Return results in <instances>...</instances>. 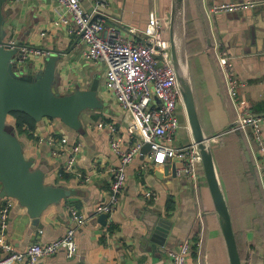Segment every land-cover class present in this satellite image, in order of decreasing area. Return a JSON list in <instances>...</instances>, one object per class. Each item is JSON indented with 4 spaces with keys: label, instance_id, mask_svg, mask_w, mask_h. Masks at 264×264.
<instances>
[{
    "label": "crops",
    "instance_id": "0c3cea01",
    "mask_svg": "<svg viewBox=\"0 0 264 264\" xmlns=\"http://www.w3.org/2000/svg\"><path fill=\"white\" fill-rule=\"evenodd\" d=\"M243 0H185L184 25L186 29V55L189 74L194 88L197 111L205 137L213 140V154L217 175L231 212L236 238L244 241L248 250L246 264H264V179L255 166L251 169L247 151L249 142L244 134L229 132L237 119V109L230 97L225 77L219 65L215 45L220 42L235 56L236 73L242 86L239 101L253 112L264 110V6L248 11L210 14L215 4ZM107 27L117 26L123 35L136 39L152 11L163 22V35L170 39L171 0H108ZM91 8L89 0H82ZM8 27L10 39H22L29 46L49 49L72 47V53L61 65V84L57 91L69 93L78 86L99 79V91L105 102L103 110H85L81 114L84 132L69 128L59 118H44L26 133L19 134L25 143V153L39 163L46 162L51 171L47 182L61 184L75 191V195L60 204L51 205L42 215V226H36L27 208L16 204L11 211L9 239L19 250L32 243H47L62 237L72 224L71 208L90 216L86 225L79 228L78 254L68 258L64 252L44 258L41 264H173L168 252L184 239H201L202 245L193 249L187 264H230L226 241L219 216L208 187L205 172L197 187L187 176H173L180 165L169 158L157 165L147 154H139L127 166V183L115 211L107 215L104 224L95 213L96 206L110 196L112 171L121 163L119 155L111 149L110 130L99 128L102 120L113 123L122 134L124 149L133 145L136 137L128 132L125 111L112 92L106 88V66L86 60L84 44L74 25L55 26L54 21L66 14L63 5L55 0H12ZM257 11V12H255ZM45 33V34H43ZM75 44V45H74ZM74 46V47H73ZM35 70L43 67L44 57L29 55ZM27 63H25L26 65ZM24 66V64L22 65ZM29 64L26 69H31ZM29 67V68H28ZM181 128L176 137L177 146H186L193 140L186 128L187 117L178 111ZM13 118L8 119L12 121ZM67 136L80 142L76 172L62 171L65 158H55L53 147L39 143L35 135ZM262 158V157H261ZM152 190L154 195L145 194ZM0 197V208L4 204ZM161 215L171 221L170 238L164 247L148 249L143 244L149 227V216ZM4 250L0 246V258Z\"/></svg>",
    "mask_w": 264,
    "mask_h": 264
},
{
    "label": "built area",
    "instance_id": "2783aa9c",
    "mask_svg": "<svg viewBox=\"0 0 264 264\" xmlns=\"http://www.w3.org/2000/svg\"><path fill=\"white\" fill-rule=\"evenodd\" d=\"M20 2L33 0H16ZM63 5L66 14L54 21L55 26L74 25L76 33L84 44L82 56L95 63L106 66V88L113 93L116 101L125 111L128 132L136 137L133 145L122 147V134L113 123L105 120L99 122V128H108L111 149L120 157V165L113 169L110 196L96 206L95 213L112 214L119 206L122 191L127 183V166L143 153L146 144H150L149 155L152 162L163 165L169 158L180 162L177 167L179 176H187L197 184L203 177V162L197 143L192 140L186 146H177L176 137L181 128L178 111L185 114V103L181 93L176 68L171 61L170 40L163 35V22L156 11L149 15L143 29H131L138 33L136 39L123 35L121 30L112 25L107 27L108 0H89L88 9L82 0H55ZM264 6V0H243L234 3L215 4L209 8L210 14L248 11ZM45 34V33H43ZM14 44L15 40L10 39ZM215 52L225 77L231 99L237 109V119L229 132L243 133L249 142L248 150L254 156L255 166L264 179V110L253 112L239 101V89L242 82L236 73L235 56L220 42H216ZM23 55L16 62L23 65L29 55L45 57L47 51L37 47H23ZM186 128L190 130L188 122ZM39 143L53 147L55 158H65L62 171L76 172L79 155L83 150L80 142H72L69 137L54 135L42 136L35 132ZM216 136L214 140H217ZM251 155V156H252ZM262 157V158H261ZM152 197L154 192L145 194ZM16 199L6 197L0 208V246L4 255L0 264H41L44 258L64 252L68 258L78 254L77 232L91 219L90 216L76 208H71L72 224L66 233L53 241L32 243L27 249L19 250L9 239L11 211ZM197 242L187 238L177 248L168 252L173 264H187Z\"/></svg>",
    "mask_w": 264,
    "mask_h": 264
},
{
    "label": "water",
    "instance_id": "95a60500",
    "mask_svg": "<svg viewBox=\"0 0 264 264\" xmlns=\"http://www.w3.org/2000/svg\"><path fill=\"white\" fill-rule=\"evenodd\" d=\"M11 1L0 0V197L15 198L20 206L27 208L34 224L41 227L43 213L51 205L60 204L76 192L61 184L47 182L50 165L46 162L39 163L35 157L27 156L24 141L8 123L9 115L13 111H20L37 122L44 118H59L68 127L82 134L84 128L81 114L85 110H103L105 102L100 95L99 79L89 81L87 86H78L66 94L57 91L61 84V65L71 55L72 47L68 50L42 48L47 51L42 68L35 70L32 66L29 72H24L28 69L22 65V68H18L16 61L23 55L22 48L30 46L22 39H14L15 43H10L11 29L8 22L11 9L7 6ZM184 3L185 0H171V61L176 68L187 122L202 156L203 169L219 216L230 264H246L240 254L229 205L217 175L212 146L216 136L205 137L197 111L186 55ZM182 24L184 33L182 44H179L176 32ZM237 133L241 135V132ZM242 143L251 162V169L254 170L248 147L244 140ZM150 147V144L144 146L143 155L149 153ZM177 175L175 166L173 176ZM100 215L105 224L107 214ZM146 222L149 230L143 240L145 247L152 250L164 247L170 238L171 221L161 215L151 214Z\"/></svg>",
    "mask_w": 264,
    "mask_h": 264
},
{
    "label": "trees",
    "instance_id": "16d2710c",
    "mask_svg": "<svg viewBox=\"0 0 264 264\" xmlns=\"http://www.w3.org/2000/svg\"><path fill=\"white\" fill-rule=\"evenodd\" d=\"M11 118H13V120L9 121L8 123L13 126V128L15 129L17 134L18 133L23 134V133L28 132L27 128H25V127L28 125L30 128H32V126L34 124H36V121L32 117H30L28 114H26L24 112H20V111L11 112V114L9 115V119H11ZM197 241H198V238L196 239V242ZM237 243H238V247L240 250L242 260L245 262L248 261L247 247H246L244 241H242L238 238V235H237ZM194 247H195V249H197L196 245Z\"/></svg>",
    "mask_w": 264,
    "mask_h": 264
},
{
    "label": "bare ground",
    "instance_id": "6f19581e",
    "mask_svg": "<svg viewBox=\"0 0 264 264\" xmlns=\"http://www.w3.org/2000/svg\"><path fill=\"white\" fill-rule=\"evenodd\" d=\"M177 40L179 41V44H182V26H179L177 28Z\"/></svg>",
    "mask_w": 264,
    "mask_h": 264
},
{
    "label": "rangeland",
    "instance_id": "374dc122",
    "mask_svg": "<svg viewBox=\"0 0 264 264\" xmlns=\"http://www.w3.org/2000/svg\"><path fill=\"white\" fill-rule=\"evenodd\" d=\"M170 9H171V6H170ZM182 33H184V30H183V24H182ZM25 63L29 64L30 66L33 65V61H31V60L28 61V59L26 60ZM25 63H23V64H24V67L27 65V64L25 65ZM18 68L20 69V68H22V66L19 65ZM29 71H30V70H27V71H24V72H29ZM185 115H186V112H185ZM69 128H70V127H69ZM242 134H243V133H242Z\"/></svg>",
    "mask_w": 264,
    "mask_h": 264
}]
</instances>
